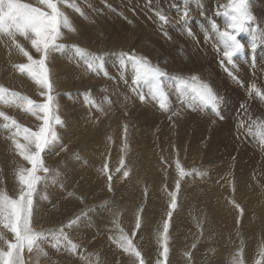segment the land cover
<instances>
[{
  "label": "bare ground",
  "instance_id": "6f19581e",
  "mask_svg": "<svg viewBox=\"0 0 264 264\" xmlns=\"http://www.w3.org/2000/svg\"><path fill=\"white\" fill-rule=\"evenodd\" d=\"M106 1L109 4L111 2V0L110 2L108 0ZM246 2L248 13L252 19L245 20L241 28L233 26V5L231 8L229 7V9H226L231 5V3H228L226 0H198L196 2L173 0V3H164L154 0V2L150 4L147 0L146 7L142 6L145 7L144 9L146 12L153 17L154 24L152 23L151 26L147 24L144 25V34L142 31L139 32V34L137 32L131 33L129 30L132 31L134 28L129 26L124 20L122 21L115 17L117 23H112L110 25L106 21H100V27L93 28L91 32H80L77 38L81 40L79 45H82L81 47L83 48L87 46L100 49L104 48L103 50L113 49L114 51L120 50L116 47H122V49L129 50L130 52L134 51L138 53V57L147 55L149 56L147 61L151 66L157 67L162 71L168 68L169 73L167 74L171 75V77L175 75L184 80L197 77L200 83L207 85L212 81L208 79H213L216 87L211 89L213 94L224 108L231 110L232 107H235L236 102L234 103L232 96L226 94L227 88H223L222 86L223 89L219 91L217 89L219 85L217 74L223 72L218 62H222V66L224 68L228 67L231 71L241 70L238 73L241 76L239 79H242L238 95H241L243 99H247L249 96L260 97L256 94V91L247 93L242 89V87L248 86V84H253L254 81L258 79L256 74L259 75L262 71L260 69L258 70L256 66H253L249 54L247 51L244 53L241 48L244 39H246L250 44L253 42H262L263 44L259 48L264 52V34H262V30L258 28L259 24L257 23L260 16H264V0H246ZM36 3L38 4V2ZM81 3L82 2L79 4ZM117 3L121 4L122 2L119 1ZM123 3L122 5H124ZM143 4H145V2ZM180 4H182V6H180ZM137 5L138 4H136V6ZM8 6L12 9L14 8L13 4L6 0L0 6V85L7 87V90L1 92L0 95H3L4 97H2L5 99H9V102L15 106V108H20V110L12 111L6 108L8 106L5 107L3 103L5 100L2 101L3 98H0V190L6 189L4 191H7L6 194L0 191V199L7 197L9 201H17L21 209V203L24 198H29L25 193L23 196L19 195L22 190L30 191V189L36 186H44L43 190H50L49 192L46 191L47 194H45V192L42 194L43 198L40 195H38L39 198L34 196L33 198L36 204L32 206L30 208L31 210L26 214L23 212V209L20 211L21 216L25 219L28 218L30 212L32 229L30 234L33 235L35 239L34 243L31 245V251L26 241L17 249L19 264H166L167 260H170L168 257V249H172L178 253L171 251L173 253L171 256L169 251L170 257L177 262V264H184L186 261H183L184 256L195 257V253L193 254L194 251L192 250L196 246L199 247L198 251H204V257H209L204 264L241 263L240 261H233L235 260L233 258L234 255H239L241 259H244V263L246 261L247 264H264L263 156L261 157L263 159L262 163H260L262 160L261 158L260 161L256 159L258 162L255 163V160H251V157L249 158L250 154L248 153L252 152H250V150H248L249 152L246 151L248 152V157L242 155L241 158L239 155L240 151L239 154L237 153L238 155H235L236 151L234 148L236 146H221L219 142L218 145H215L213 141H216L214 138L217 135L215 133L216 129L214 128V133L211 135L207 133V129H204L202 125L196 124L197 119L194 117V113H196L194 111L196 110H192L195 105H191L192 97L195 94L185 90L187 94L182 95L177 88L173 89L174 82L170 78L161 80V83L170 88V90L173 89L170 95L174 102L171 105L172 109L180 111L181 113L184 111L192 114L191 117L188 115L191 120H188V117L182 114L187 120H184L185 122L183 121L184 123H182L181 126L180 124L178 125L181 127V130L178 131L177 135H175L176 131L179 129L176 121L178 120L176 119L177 116H158L154 114V108L150 109L151 107L144 110V115L135 110V113L129 112L128 108L131 107L132 103L131 105L128 103L130 105L128 107L127 104L124 103H127V98L123 97L127 96L123 95V92L124 90H128L126 89L128 87L120 86L124 82H120V85L116 83L118 86H113L111 84L113 87H106L107 85L109 86L110 83L106 85L104 81H100L101 79L97 81L99 78L108 77V72L110 70L112 71L110 73L113 75L116 68L119 71L118 73L122 74V77L123 75L126 78L129 77L124 67L128 65L129 71L132 73V65H130V62L127 60H125L122 65L121 60L115 61L116 59L107 57V59L98 60L97 64L100 66L93 70L89 68L83 58L74 53H71L72 55L67 59L68 63H65L66 58L62 61L59 57L60 54L57 56V54H54L55 51L50 50V54L48 53L50 56L48 55L46 57L45 62V57L43 58L42 56L44 52L42 48L41 50L43 52H37L38 54L35 55L40 56V59L43 60L47 67L46 69H49V73H47L49 79H47L50 81L51 88L45 91V97H54L55 95L53 93L66 90L67 88L72 91V89H75L74 86L78 87L79 84L81 85V82L79 83L80 79H77L78 76L84 78L86 84H96L95 88L92 90L89 89V92L93 94V96L89 94L91 96L90 98V96L87 95L91 100L87 99L86 101L84 95L83 99L85 100H80L79 97L76 98L75 103L77 107L69 104V106L64 107L62 112L59 111L58 113H54L56 111H49L47 113L27 114L26 108L35 106L40 96L35 94V100L32 99L29 104L26 98L21 96L20 91L29 94L30 97L34 95L32 89L37 82L35 81L34 83L32 78L34 74H32V76L29 74L34 68L30 69L28 67V63L31 62H28L30 59L23 55L17 45H12V40H14V43L17 40L20 41L21 38L24 42L27 41L31 34V28L22 15L25 9H23L24 5L21 7L19 4V8L22 9L15 10L16 15L14 12L12 13V16L13 14L14 16L11 22H9V18H5ZM83 8H86V6ZM69 10L71 11V9ZM88 10H90V8ZM124 11L128 13L126 10H123V12ZM98 13L99 12H97V14ZM260 13L262 14L260 15ZM143 14H140L141 17ZM79 15L77 17H79ZM131 15L133 14L131 13ZM149 15L145 16L147 17ZM136 16L137 15H135V17ZM161 17H163V19H161ZM147 19H145V21ZM139 20L138 18L135 19V26L139 25ZM126 21L128 22V20ZM71 23L73 27L78 26V20H72ZM250 24L254 25V31L249 29ZM262 28L264 32L263 25ZM175 30H180L181 33H177ZM22 31L25 35H21ZM152 32H154L157 37L150 36ZM226 32L235 37L236 44L239 45V48L233 49L226 46V37L223 36V33ZM67 35L68 34H66V36ZM204 37H207V41L203 40ZM9 41H11V43ZM27 45L28 46H21L28 52L32 50V46L29 44ZM172 48H175V50L172 51ZM247 49L249 48L247 47L246 50ZM230 50H232V52ZM52 52H54V55L51 54ZM100 52L101 51H99V53ZM256 52L258 51L255 50V53ZM227 53H230V55H227ZM68 54L69 52H67L65 56H68ZM35 55L34 57H37ZM175 56H177V58ZM181 56L186 57L188 60H179L182 58ZM100 57H102V55ZM47 58H49L50 61H48ZM35 60L37 61V59ZM240 60L243 61L240 62ZM34 64L36 65V62H34ZM38 66L36 65V70ZM252 68L256 69L255 73H252ZM40 69L42 70L41 66ZM71 69H73V71H71ZM31 73H33V70ZM75 73L79 75L75 77ZM120 74L116 76L118 79H121ZM110 76L109 74V78H111ZM224 79L223 80L226 81V78ZM250 79L251 82L249 81ZM115 82L116 81H114V83ZM88 84L86 86H88ZM228 84L230 85V81ZM233 85L235 84L233 83L230 86ZM236 88L238 89V87ZM94 89L95 91L104 89V96L97 97L94 93ZM68 90H66V92ZM70 90L69 92H71ZM86 90H84V92H86ZM89 92L87 91L86 93ZM130 93H132V91ZM69 95H71V93H69ZM75 95H77L76 92ZM262 95H264V90H262ZM43 97L41 99H43ZM136 97L134 98L136 99ZM134 98H132L133 101L135 100ZM136 100L138 102V99ZM260 100L264 103V100ZM156 101H159V99ZM54 102L55 98L50 102V105ZM137 104L138 107L144 108V101ZM181 104L183 106L187 105L188 107L184 108ZM116 105H118V108L116 107L117 111L114 112V107ZM59 106H57V108ZM134 106L136 105L134 104ZM86 107L89 109L86 110ZM165 110L166 109L162 108V111ZM172 115H174V113ZM204 115L200 114V117ZM208 115L210 117V114ZM262 115H264V112ZM100 117L103 119L102 123L100 122L101 124L98 121ZM236 117V119L235 117H229L231 120L227 122L231 130H237L242 124L251 129L250 131L255 134H264V121L260 116L258 117H260L261 120L255 119V122L252 123L246 122V120L244 121L239 116ZM252 120L253 119H251V121ZM55 122L60 123L54 125L53 123ZM210 122H208V124ZM15 123L17 127L14 126ZM34 123H37V125H34ZM211 126H214V124ZM44 127L47 128L45 134L47 141L50 140L49 137H51L52 134H55L54 140H50L52 143L48 142L44 144L43 141H38V134ZM245 127L244 129H246ZM15 128L17 131L13 132ZM144 131L147 132L148 140H150V143L153 145L159 143L164 146L166 145L167 148L171 145L175 146L176 151L174 155H176L177 158H182H180V167L185 169L184 172L181 173L187 172L184 178L183 176L181 179L176 178V168L173 166L170 167V163L167 164V162H164V164H167L169 166L168 168H170L169 171L166 170L170 182L164 178L166 176L164 170L168 168L163 167L164 165L160 164L161 161H155L154 158L156 154L149 148L150 145L147 143L148 140L146 135H144ZM240 131L239 129V133ZM246 131L248 132V130ZM220 132L221 131H219V133ZM227 135L229 134L227 133ZM238 135L241 137L240 134ZM11 137H13V139H23L26 142L21 143L22 145L20 146L18 145L19 142L16 143L14 140H11V148L7 145L6 147L9 148L7 150L5 144L7 143V139ZM226 137L228 138V136ZM255 138L253 143L255 142ZM180 139L184 141L182 142ZM236 140H238V137ZM38 143L42 144V148H37ZM147 145H149V147ZM254 145L253 148H255ZM255 146V149H264V144ZM167 148L164 152L175 160L176 158L173 155L174 150H172L171 153ZM10 149L11 153H8ZM160 149L162 150L163 147H160L158 150ZM244 150H246V148ZM157 151L155 150V152ZM118 153L122 158L120 161H122L127 168L124 179L122 176L124 173H119L123 168L119 171L121 167L119 168L117 167L119 165H117L116 171H119L118 173L121 175L116 174L117 172L112 174V169L110 170V168L113 166H111L110 163L108 164L107 161L104 163L105 157L109 156L112 159L116 155L118 156ZM252 153L254 154V152ZM157 157H159V155ZM115 164L116 163H114V166ZM216 167H218V169L215 170ZM115 175H117L118 178L115 177ZM100 177H102V180ZM118 179L123 180H120V183L122 182L120 185H118ZM178 179L180 181L175 185ZM165 180L176 186L179 192L176 190L173 196L166 195L162 187L165 186L169 188L167 186L169 184L167 183V185H164ZM220 187L222 189H220ZM96 189H99L98 193L100 194L93 191H97ZM73 190L75 192H73ZM114 194L124 197V201H115L112 197V199L109 197ZM107 196L109 198L105 199ZM118 196L115 197L120 198ZM127 200H129L130 203H128L129 201L127 202ZM85 204H90L91 207L84 208V206H86ZM112 204L115 206H112ZM78 205L80 206L78 207ZM76 207L78 208L75 209ZM81 208L87 210H83V213H81V211H78ZM78 217H81L79 221V225L81 226L79 228L80 230L73 229L70 225L72 223L71 221L75 223ZM94 217L97 219L96 223L92 221ZM13 219L14 217L11 216L10 209L6 208L5 214L0 215V234L3 235V239L5 238V240L9 238L11 241L19 243L14 239L12 232V236L10 235L7 237V232H10L9 228L7 232L1 229V227H4L3 225L5 223L11 224ZM114 221L118 222L115 226L113 225L115 223ZM22 222L23 220L21 223ZM103 224L107 226L110 225V227H106ZM62 225L66 226L64 230L62 228L64 231L62 236L66 235V237L61 239L55 234V229H59L60 226L63 227ZM116 227H119V231H115ZM214 227L215 229L218 228L216 231H221L220 236L219 232L216 234L213 233ZM209 229L213 231L211 234L209 233ZM108 230L112 233H108ZM206 230L209 231L206 232ZM67 236L70 237V240L73 238L75 243H73V240L71 242ZM183 240L186 245L188 242V245H191V247L189 246V248H192L190 252L184 251L188 246L186 247V245H184L185 243L182 244V242H184ZM134 243L135 249H130ZM208 247L215 252H208L206 249ZM0 249H7V244L3 245L2 243ZM129 250L138 251L140 255L137 253L136 256V253H133L132 256L129 254ZM198 254L196 253V258L202 259V254Z\"/></svg>",
  "mask_w": 264,
  "mask_h": 264
},
{
  "label": "rangeland",
  "instance_id": "374dc122",
  "mask_svg": "<svg viewBox=\"0 0 264 264\" xmlns=\"http://www.w3.org/2000/svg\"><path fill=\"white\" fill-rule=\"evenodd\" d=\"M5 1V0H4ZM6 1H10L12 4H13V9L11 8V7H7V13H6V15H5V18H9V22H11L12 21V18H13V16H14V14L16 15V12H15V10H20V9H22V8H19L20 6L22 7L23 5V9L25 8V6H29V7H31V6H34V7H37V8H42L43 10H45V11H47V9L46 8H44V6L43 5H41L40 6V4L38 3H36V2H38V0H6ZM15 1V2H14ZM27 1V2H26ZM100 1V2H99ZM106 0H98V3H97V0H95V1H92V0H82V1H80V0H75V2H76V4H77V6L78 7H80V9L81 10H83V9H85V10H83L82 12L85 14H83L82 16L81 15H79L78 13H74L72 10L70 11L69 9H67V8H64L63 10L68 14V16H69V18H70V20L72 21V20H78V26L76 27H74L75 29H76V32H74V33H72V32H69L68 33V30L67 29H65V28H61L60 29V31H61V33H62V36L60 37V38H58V39H56V41H55V43H58V44H62V45H66V46H69V45H71V46H77V47H79V48H81V49H84L87 53L89 52L90 54H92V55H94V54H96V55H94V56H96V57H100L101 55H102V59H107V57L108 58H112V59H116L115 61H118V60H121V54L123 53V54H127L128 56H131V55H133V54H135L136 56H139V54L138 53H136V52H130L129 50H125V49H122V47H116L117 49H120V50H114L113 51V49H105V50H103V49H100V48H93V47H87L86 46V48H83V47H81L79 44V42L81 41V40H79L77 37L80 35V32H83V33H85V32H91L92 31V29L93 28H97V27H100V21H106L107 23H109L110 25L112 24V23H117V19L116 18H119V19H121L122 21L124 20V22H126V23H128V25L129 26H131V27H133L134 29L131 31V30H129L131 33H135V32H137L138 34H139V32H141L142 31V33L144 34V25H149V26H151L152 25V23L154 24V19H153V17H151L147 12H146V10L144 9L145 7H146V4H147V0H114V1H112L111 0V2H110V0H108L109 2H110V4L106 1ZM124 2V1H127V2H124L123 4L124 5H122V3L120 4V3H117V2ZM132 1V2H131ZM151 1V2H150ZM155 1H160V2H164V3H166V2H168V3H173V0H155ZM196 1H198V0H181V2H196ZM228 3H231V5L230 6H228L226 9H229V7L231 8V6L232 5H234L235 3H237L238 2V0H226ZM14 2V3H13ZM32 2V3H31ZM80 2H82L81 4H79ZM105 2V3H104ZM114 2V3H113ZM134 2V3H133ZM139 2V3H138ZM145 2V4H143V3ZM153 2H154V0H153ZM152 2V0H148V3L150 4V3H153ZM20 4V6H19V4ZM23 3V4H22ZM36 3V4H35ZM84 3V4H83ZM95 4V6H94V4ZM115 3H116V5H115ZM130 3V4H129ZM138 4L137 6H136V4ZM140 3H142L141 5H139ZM101 4H104V5H101ZM108 4H109V6H108ZM126 4V5H125ZM129 6H128V5ZM113 7H112V6ZM118 5H119V8H118ZM121 5V6H120ZM145 6V7H143V6ZM1 6V5H0ZM40 6V7H39ZM86 6V8H83V7H85ZM99 6V7H98ZM115 6V7H114ZM131 6V7H130ZM135 6V7H134ZM180 6H182V4H180ZM60 7H63L62 5L60 6ZM104 8V10H103V8ZM110 7V8H109ZM140 7V8H139ZM143 7V8H142ZM176 7V6H175ZM90 8V10H88ZM109 10H108V9ZM136 8V9H135ZM87 9V10H86ZM106 9V10H105ZM121 9H123V10H126L128 13H126L125 11L123 12V10H121ZM127 9H129V10H131V11H129V10H127ZM137 9H138V12H137ZM140 9V10H139ZM143 9H144V14H143ZM25 10V9H24ZM136 10V11H135ZM9 11V12H8ZM89 11H90V13H89ZM92 11V12H91ZM99 12L98 14H97V12ZM106 11V12H105ZM114 11V12H113ZM119 11H121V12H119ZM136 13H135V12ZM14 12V14H13V16H12V13ZM71 12H73V13H71ZM119 12V13H118ZM89 13V14H88ZM109 13H110V15H109ZM123 13H125V14H123ZM131 13L133 14V15H131ZM147 13V14H146ZM72 14V15H71ZM88 14V15H87ZM91 14V15H90ZM93 14V15H92ZM112 14H114V15H112ZM116 14V15H115ZM130 14V15H129ZM140 14H143L144 16L145 15H149V16H147L148 17V19H147V17L145 16V18H144V16L142 15V17H141V15ZM262 13H260V15H261ZM74 15V16H73ZM79 15V17H77ZM123 15H125V16H123ZM135 15H137L136 17H135ZM139 15V16H138ZM9 16V17H8ZM85 16V17H84ZM256 16V15H255ZM254 16V17H255ZM72 17V18H71ZM116 17V18H115ZM149 17H150V19H149ZM257 17V16H256ZM82 18V19H81ZM106 18V19H105ZM110 18V19H109ZM115 18V19H114ZM136 18H138V19H140L139 20V25L138 26H135V19ZM87 19V20H86ZM109 19V20H108ZM145 19H147L146 21H145ZM153 19V20H152ZM108 20V21H107ZM114 20V21H113ZM126 20H128V22L126 21ZM129 21H131V23H129ZM153 21V22H152ZM82 22V23H81ZM85 22V23H84ZM142 24H141V23ZM145 22V23H144ZM179 23H180V20H179ZM257 23L260 25H258V28L259 29H261L262 30V34H264V32H263V28H262V25L264 26V16L263 17H261L260 16V18H259V21H257ZM262 24V25H261ZM84 27H85V29H84ZM64 29V30H63ZM249 29H252L253 31H254V25L253 24H250L249 25ZM66 30V31H65ZM85 30V31H84ZM30 31H31V34L29 35V39L27 40V41H25L24 42V40L21 38V40H20V38H19V40L21 41H15V43H14V40H12L13 42H12V45H17V44H19V45H23V46H28L27 44H29V45H31V40H33V39H37V37L35 36L34 37V35H33V32H32V29H30ZM79 31V32H78ZM175 32H177V33H181L180 32V30H175ZM261 32V31H260ZM71 33V34H70ZM76 33V34H75ZM64 34V35H63ZM66 34H68L67 36H66ZM32 35V36H31ZM150 36H152V37H157V35H155V33L154 32H152V33H150ZM64 37V38H63ZM66 38V39H65ZM62 39V40H61ZM22 40H23V42H22ZM57 40H58V42H57ZM61 40V41H60ZM68 40V41H67ZM72 42H71V41ZM75 40V41H74ZM203 40H206L207 41V37H204L203 38ZM10 43H11V41H9ZM64 42V43H63ZM70 42H71V44H70ZM24 43H26V44H24ZM68 44V45H67ZM209 44V43H208ZM262 42H253L252 44H250V43H248L247 42V40L246 39H244V43L242 44V50H243V52L245 53L246 51H247V53L249 54V58H250V60L252 61V63H253V66L255 67L256 66V68L259 70H261L262 71V73L261 74H259V75H257L256 74V77L258 78V79H256L255 81H254V83L253 84H248V86H244V87H242V89L245 91V92H247V93H252V92H255L256 90H259V92L262 94V90H264V52L259 48V47H261L262 46ZM11 45V44H10ZM168 46H170L169 44H167ZM32 46V45H31ZM42 47H41V49L43 48V45H41ZM249 48V49H247L246 50V48ZM89 48H90V50H89ZM20 49V48H19ZM32 50H34V51H32V50H30V51H28V53L30 54V56H31V53L33 52L34 53V55L35 54H38V53H41V52H38L37 53V51L32 47L31 48ZM94 49V50H93ZM254 49V50H253ZM42 50H44V49H42ZM41 50V51H42ZM89 50V51H88ZM109 50V51H108ZM113 52H112V51ZM173 50H175V48H172V51ZM255 50H257L258 52H256L255 53ZM50 51V50H49ZM49 51L47 52V56L50 54L49 53ZM99 51H101L100 53H99ZM111 51V52H110ZM231 52H232V50H230ZM250 51V52H249ZM43 52V51H42ZM67 52H69V54H68V56H65L66 55V53ZM92 52H94V53H92ZM107 53V55H106V53ZM120 54H119V53ZM128 52V53H127ZM33 53H32V58L30 59V60H28V62H33V63H28L29 64V68L31 69V68H33L32 70H33V73H31L32 72V70H31V72L29 73L31 76H32V74H34V77L32 76V78H33V80H34V83H35V81L37 82V83H35V85H34V87H33V89H32V93L34 94V95H31V97L29 96V94H27V93H22V91H20V94H21V96H23V97H25L26 98V100L28 101V104H29V102H31V100L33 99V100H35V94L36 95H39L40 96V99H38L36 102V105L35 106H33V107H28V108H26V113L27 114H31V113H34V114H39V113H47V112H54V111H56V112H54V113H58L59 111H61L62 112V110L64 109V107H67V106H69V104L70 105H73V106H75V107H77V105H76V103H75V101H76V98L77 97H79L80 98V100H85L86 99V97H87V99L88 100H91L90 98H91V96L90 95H92L93 96V94H91L89 91L90 90H92L93 88H95V84L94 83H91V85H89L88 83V86H86L87 84L84 82L85 80H84V78H80V76H78L79 74H77V73H75V77L76 76H78V80L80 79V81H79V83L81 82V85L79 84L78 85V87L77 86H74L75 87V89H72V91L71 92H69V90H68V88L66 89V90H68L67 92H66V90H62V91H56L55 93H53L55 96H54V98H55V102L53 103V104H51L50 105V107L48 108V110L47 111H45V110H43L40 106L41 105H44V104H48L49 103V101H48V99H45V98H47V97H45L44 95H45V91L46 90H49L48 88H46V87H44L43 86V84L42 83H40V82H38V81H41L43 78V69L46 67L45 66V63L43 62V60L42 59H40V56H37V55H35V56H37V57H34V55H33ZM49 53V54H48ZM54 52H52L51 54L52 55H56L57 54V56L59 55V57L61 58V60L62 61H64L63 59H65L66 58V61H65V63H68L67 62V59H68V57H70L73 53L75 54V55H77L73 50H72V48L71 47H66L65 49H63V50H60V53H59V51H55V53L53 54ZM72 53V54H71ZM110 53V54H109ZM112 53V54H111ZM116 53V54H115ZM119 55H118V54ZM131 53V54H130ZM99 54H100V56H99ZM115 54V55H114ZM130 54V55H129ZM62 55H63V58H62ZM105 55V56H104ZM42 56H43V54H42ZM50 56V55H49ZM176 58H177V56H175ZM182 58L181 59H179V60H181V61H185V60H188L186 57H184V56H181ZM43 58H44V56H43ZM143 58L144 59H149V56H147V55H144L143 56ZM29 59V58H28ZM34 59V60H33ZM35 59H37V61L35 60ZM47 60L48 61H50V59L49 58H47ZM83 60H85V59H83ZM125 60H127L126 59V57H125ZM243 60H240V62H242ZM34 62H36V65L38 66L39 64V66L37 67V70H36V65L34 64ZM38 62V63H37ZM256 62V63H255ZM43 63V64H42ZM33 64V65H32ZM129 64V63H128ZM218 64L221 66V68H222V70H223V72H221V74L219 73V74H217V78H218V81H219V85H218V87H217V89H218V91L219 90H221V89H223L224 87H226L227 89H226V94H228L229 96H232V99L234 100V103L236 102V104H235V107L233 108H231V110L230 109H228V108H224L222 105H221V103L218 101L217 103H216V107H215V111L213 110V106H212V104H205V103H202L199 99H194V96L192 97V100H191V105L193 106V105H195V107H193V109L192 110H196V111H194V112H196V113H194V117L197 119V122H196V124H198V125H202V127L204 128V129H207V133H209V134H211L212 135V133H214V130H215V133L217 134L214 138L216 139V141H213L214 142V144L215 145H218V142L220 143L219 145H223V146H230V145H232L233 147H235L234 149H235V151H236V153H235V155H238L239 154V151H240V156H241V158H242V155L243 156H246V157H248L249 155L248 154H250V156H249V158L251 159V160H255L254 162L256 163V162H258V161H256V159H259V161L262 159V158H264V149H255L256 148V146L255 145H258V144H264V134L262 135L261 133L260 134H255L254 132H252V131H250L251 129H249L247 126L245 127L244 125H240L238 128H237V130L236 129H234V130H231V128H229L230 127V125L228 126V121H230L231 120V118L232 117H235V119L237 118L236 116H239L240 118H242L244 121L246 120V122H249V123H252V122H255V119L256 120H263L264 121V115H262V113L264 112V103H263V101H261L260 99V97H256V96H249L247 99L246 98H244L243 99V97L241 96V95H238L239 94V87H240V82H241V80L242 79H239V78H241V76L238 74L239 73V71H241V70H237V71H231V70H229V68L228 67H223L222 66V62H218ZM68 65V64H67ZM130 65H131V63H130ZM40 66H41V68H42V70L40 69ZM44 66V67H43ZM47 68V67H46ZM125 68V70L128 72V75H129V77H125L124 75H123V77H122V74H120V73H118L119 71H118V69L116 68L115 69V71L113 72V75H112V73H110V72H112L111 70L108 72V77H103V78H99V79H97V81L98 80H100V81H104V83H106V85L107 84H109V86L107 85L106 87H113V86H118V85H120L119 83L120 82H124L123 84H121L120 86H127L128 88H126V89H128V90H124V92H123V95H127V96H123V97H126L127 98V103L126 102H124L125 104H127V106L129 107L130 105H131V103H132V105H131V107L130 108H128V111L129 112H132V113H135V111H137V112H139V113H143V115H144V110H146V109H149L150 107V109H152V108H154L155 109V113L154 114H156V115H158V116H162V115H165V116H171V117H175V116H177L176 117V119H178V120H176L177 121V127L179 128L177 131H176V133H175V135H177V133H178V131H180L181 129V124L182 123H184L185 121L184 120H187L186 119V117H184V116H187L188 117V120L190 119L191 120V118H189V116L191 117V115L192 114H189L188 112H184V111H182V113L180 112V111H175V110H173L172 109V104L174 103L173 101H172V97L170 96L171 95V91L173 90V89H175V88H177L176 87V80H174V79H172L173 77H176L175 75H173L172 77H171V75H169V74H167L168 75V78H170V79H172V81L174 82V87H173V89L172 90H170V88H168V87H166V86H164L162 83H161V87H162V90H163V93H164V95L166 96V98H167V108H166V110L165 111H162V108L160 107V102L159 101H156L155 99H152V97H151V95H149V86H147V84L146 83H144V82H140L139 84H134L133 83V80H134V78H135V71H134V69H133V67L131 66V70H132V73H130V71H129V68H128V65L127 66H125L124 67ZM41 71H39V70ZM240 69H241V67H240ZM49 71V69L47 70V73H49L48 72ZM71 71H73V69H71ZM251 71H252V73H255L256 72V69L255 68H252L251 69ZM40 72V73H39ZM165 73H169V69L168 68H165V71H164ZM222 73H224V74H222ZM42 74V75H41ZM109 74L111 75L110 77L111 78H109ZM121 75V79H118L116 76L117 75ZM237 75V76H236ZM239 75V76H238ZM40 76V77H39ZM42 76V77H41ZM114 76H115V78H114ZM259 76V77H258ZM260 76H262V77H260ZM39 77V78H38ZM125 77V78H124ZM229 77V78H228ZM41 78V79H40ZM47 78L49 79V76L47 75ZM105 78V79H104ZM122 78H124V79H122ZM224 78H226V81H224L225 79ZM262 78V79H261ZM83 79V80H82ZM102 79H104V80H102ZM107 79V80H106ZM114 79V80H113ZM164 78L162 77L161 78V80H163ZM221 79V80H220ZM224 79V80H223ZM229 79V80H228ZM118 80V81H117ZM129 80H131V81H129ZM209 81H211L210 83H209V87L211 88V89H213V88H216L215 87V81L213 80V79H208ZM263 80V81H262ZM105 81H107V82H105ZM110 81V82H109ZM112 81H113V83H112ZM114 81H116L115 83H114ZM229 81H230V85H232L233 83L235 84V85H237V86H235V85H233V86H230L228 83H229ZM250 82H251V79L249 80ZM259 81V82H258ZM128 82V83H127ZM130 82V83H129ZM118 85H117V84ZM237 83V84H236ZM261 83V84H260ZM41 86H40V85ZM84 84V85H83ZM113 86H112V85ZM128 84V85H127ZM133 86H132V85ZM143 84V85H142ZM224 84V85H223ZM227 84V85H226ZM41 87H39V86ZM252 85H255V89L256 90H253L252 88H251V86ZM82 88H81V87ZM83 86H85V87H83ZM222 86H223V88H222ZM235 86V87H234ZM132 87V88H131ZM166 87V88H165ZM231 87V88H230ZM236 87H238V89L236 88ZM82 90H80V89ZM133 88H135V89H133ZM220 88V89H219ZM233 88H235V89H233ZM86 90V89H88V90H86V92L88 91L89 93H86V92H84V90ZM90 89V90H89ZM129 89H131V90H129ZM217 89H215V90H217ZM232 89V90H231ZM0 90H2V91H0V93L1 92H3V91H6L7 90V87L6 86H4V85H0ZM11 90V89H10ZM75 90V91H74ZM104 89H100L99 91H95V89H94V93H95V95L97 96V97H103L104 96V94H105V91H103ZM137 90V91H136ZM228 90V91H227ZM230 90V91H229ZM234 90H237V91H234ZM78 91V92H77ZM100 91H103V92H100ZM132 91V93H130V92ZM142 91H143V93H142ZM235 93H234V92ZM59 92V93H58ZM73 92V93H72ZM75 92H76V94L77 95H75ZM85 93V94H81V93ZM98 92V93H97ZM232 92V93H231ZM69 93H71V95H69ZM97 93V94H96ZM99 93H100V96H99ZM102 93V94H101ZM140 93H142L144 96H145V100H144V108H140V107H138V104L137 103H139V102H141V99H140V96H139V94ZM234 93V94H233ZM78 94H80V95H78ZM90 94V95H89ZM132 94V95H131ZM148 94V95H147ZM238 96H236V95ZM73 95H75V96H73ZM83 95H84V97H85V99H83L84 97H83ZM87 95H89L90 96V98L87 96ZM133 95H135V96H133ZM3 95H0V98H3L2 97ZM20 96V97H21ZM44 96V97H43ZM137 96V97H136ZM43 97V99H41ZM69 97V98H68ZM74 97H75V100H74ZM134 97H136V99H138V102H137V100L134 98ZM242 97V98H241ZM63 98V99H62ZM69 100V102H68V100ZM132 98H134L135 100L133 101V99ZM61 99V100H60ZM71 99V100H70ZM73 99V100H72ZM140 99V100H139ZM225 100H228L227 98H224ZM3 100H5V102H6V104H5V102L3 101ZM7 100V101H6ZM47 100V101H46ZM64 100V101H63ZM66 100V101H65ZM155 100V101H154ZM2 101H3V103H4V106L6 107V106H8V107H6V108H9L10 110H12V111H19L20 110V108H18V107H16L15 108V106H13L10 102H9V99H5V98H3L2 99ZM72 101V102H71ZM153 101H154V103H153ZM48 102V103H47ZM59 102V103H58ZM67 102V103H66ZM71 102V103H70ZM147 102V103H146ZM150 102V103H149ZM62 103V104H61ZM130 105H129V104ZM238 103H240V104H238ZM263 103V104H262ZM134 104L136 105V106H134ZM170 104V105H169ZM60 105V106H59ZM147 105V106H146ZM182 105V104H181ZM233 105V104H232ZM37 106V107H36ZM57 106H59L58 108H57ZM118 105H116L115 107H114V112H116L117 111V107ZM155 106V107H154ZM171 106V107H170ZM183 106V105H182ZM243 106V107H242ZM12 107V108H11ZM14 107V108H13ZM117 107V108H116ZM137 107V108H136ZM147 107V108H146ZM159 107V108H158ZM184 108H186V107H188L187 105H184L183 106ZM260 107V108H259ZM82 108V107H81ZM134 108V109H133ZM142 109V110H140V109ZM169 108V109H168ZM240 108V109H239ZM243 108V109H242ZM84 109V108H83ZM87 109H89L88 107H86V110ZM199 109V110H198ZM234 109H235V111H234ZM251 109V110H250ZM6 110V109H5ZM132 110V111H131ZM135 110V111H134ZM242 110V111H241ZM244 110V111H243ZM246 110V111H245ZM249 110H250V112H249ZM257 110V111H256ZM260 110V111H259ZM82 111H84V110H82ZM143 111V112H142ZM161 111V112H160ZM240 111H241V113H240ZM248 111V112H247ZM256 111V112H255ZM159 112V113H158ZM180 112V113H179ZM200 112V113H199ZM206 114H205V113ZM224 112H227V113H224ZM230 112V113H229ZM236 112H238V113H236ZM244 112V113H243ZM252 112V113H251ZM153 113V112H152ZM173 113H176V115H172ZM217 113H219V115H217ZM250 113H251V115H250ZM184 116H183V115ZM195 114H196V116H195ZM200 114L201 115H206V117H205V115L204 116H201L200 117ZM208 114H210V117H209V115ZM244 114V115H243ZM257 114V115H256ZM259 114V115H258ZM261 114V115H260ZM181 115V116H180ZM189 115V116H188ZM249 115V116H248ZM231 117V118H229V117ZM243 116V117H242ZM248 116V117H247ZM258 116H260L261 117V119H260V117H258ZM185 119H184V118ZM198 117V118H197ZM213 117V118H212ZM215 117V118H214ZM221 117H223V119H221ZM253 117V118H252ZM101 118V117H100ZM98 119V121H99V123L101 122L102 123V118L101 119ZM168 118H170V117H168ZM182 118V119H181ZM248 118V119H247ZM166 119V118H165ZM214 119V120H213ZM251 119H253L252 121H251ZM180 120V121H179ZM212 121V122H210V121ZM184 121V122H183ZM210 122L209 124H208V122ZM216 121V122H215ZM61 122V121H60ZM60 122H55V123H53L54 125H58V123H60ZM201 122V123H200ZM204 122V123H203ZM224 122V123H223ZM57 123V124H56ZM100 123V124H101ZM207 123V124H206ZM212 123V124H211ZM217 123V124H216ZM12 124H14V123H12ZM180 124V126H178ZM205 124H206V126H205ZM214 124V126H211V125H213ZM219 124V125H218ZM34 125H37V123H34ZM33 125V126H34ZM218 125V126H217ZM226 125V126H225ZM15 127H17V125H16V123H15V125H14ZM36 127V126H35ZM207 127V128H206ZM212 127V128H211ZM226 127V128H225ZM241 127H242V129H241ZM244 127L246 128V129H244ZM37 128V127H36ZM215 128V129H214ZM218 128H219V130H218ZM227 128H228V130H229V132H228V130H227ZM186 129H188V128H186ZM212 129V130H211ZM239 129L241 130L240 131V133H239ZM211 130V131H210ZM246 130H248V132L246 131ZM15 131H17L16 130V128H15V130L13 131V132H15ZM209 131V132H208ZM219 131H221L220 133H219ZM238 131V132H237ZM250 131V132H249ZM37 132V131H36ZM226 132V133H225ZM182 133V132H181ZM224 135H222V134ZM227 133L229 134V135H227ZM232 133V134H231ZM244 133H246V134H244ZM250 133V134H249ZM226 134V135H225ZM231 134V135H230ZM238 134H240V136L242 137H239V135ZM144 135H146V137H147V140L149 139L148 138V135H147V132L146 131H144ZM237 135V136H236ZM256 135V136H255ZM51 136V135H50ZM226 136H228V138L226 137ZM233 136V137H232ZM236 136V137H235ZM248 136H250V137H248ZM259 136V137H258ZM263 136V137H262ZM54 137H55V134H52V136L51 137H49L50 138V140L51 139H53L54 140ZM222 137V138H221ZM231 137H232V139H231ZM237 137H238V140H236L237 139ZM256 137V138H255ZM261 137H262V139H261ZM177 138L179 139V137L177 136ZM227 138V139H226ZM235 138V139H234ZM249 138V139H248ZM251 138V139H250ZM254 138H255V142L253 143V140H254ZM229 139V140H228ZM234 139V140H233ZM240 139V140H239ZM247 139H248V141H247ZM9 140V141H8ZM14 140L16 143L17 142H19L18 143V145H22L21 143H23V142H26V141H24L23 139L22 140H19V138L18 139H16V138H14L13 139V137H11L10 139L8 138L7 139V143L5 144V147L7 146V145H9L8 147L9 148H11V142ZM49 140V139H48ZM48 141V142H51V141ZM52 140V141H53ZM181 140V139H180ZM232 140H233V142H232ZM236 140V141H235ZM245 140V141H244ZM22 141V142H21ZM182 142L184 141V140H181ZM222 141V142H221ZM240 141V142H239ZM235 142H237V143H235ZM242 142V143H241ZM245 142V143H244ZM250 142V143H249ZM259 142V143H258ZM52 143V142H51ZM147 143H149V145H150V147H149V145H147L150 149H152L153 150V152L156 154V156H155V161L156 162H159V161H161V163L160 164H163L164 166L163 167H171V166H173L174 168H176L175 169V171H176V174H175V177L176 178H179V179H181L182 178V176H183V178L186 176V174H187V172L186 173H181V172H184V168H181L180 166H181V157H179V158H177V156L176 155H174L175 154V146H173V145H171L170 147H166V145L164 146V145H161V144H157V145H153V144H151L150 143V140H148V142ZM229 143V144H228ZM252 143V144H251ZM257 143V144H256ZM236 144V145H235ZM241 144V145H240ZM255 144V145H254ZM160 145V146H159ZM243 145V146H242ZM251 145H252V147H251ZM253 145H254V147L255 148H253ZM153 146V147H152ZM155 146H156V148H155ZM231 146V147H232ZM152 147V148H151ZM162 148L163 147V151L161 150H158L159 148ZM7 148V147H6ZM9 148H7V150L9 149ZM166 148H167V150L169 151H171V153H172V150H174L173 152V155L175 156V160L174 159H172L171 157H169L168 155H166V152H164V151H166ZM237 148H238V150H237ZM246 148V150H244ZM241 149H242V152H241ZM155 150L157 151V152H155ZM248 150H250V152L252 151V152H254V154L251 152V153H248L249 151ZM169 151V152H170ZM246 151H248V152H246ZM8 152V151H7ZM8 153H11V149L9 150V152ZM158 153V154H157ZM161 153H165V154H161ZM238 153V154H237ZM246 153V154H245ZM248 153V154H247ZM161 154V155H160ZM253 154V155H252ZM159 155V157H157ZM117 156V155H116ZM114 157V158H116L117 159V162H116V159H114V158H112L111 159V157H105L106 159H104V163H106V161L108 162V164L110 163V165L111 166H113L112 168H110V170L112 171V174H114V173H116V174H119V173H124V175L122 174V176H123V179H124V177H125V174L127 173V168L125 167V165H124V163L122 162V161H120V160H122V158L119 156V153H118V156L117 157ZM263 156V157H262ZM161 157V158H160ZM167 157V158H166ZM257 157H259V158H257ZM262 157V158H261ZM108 158V159H107ZM157 158V159H156ZM181 158V159H180ZM261 158V159H260ZM119 159V160H118ZM159 159H161V160H159ZM170 159V160H169ZM164 160V161H163ZM165 160H167V161H165ZM180 162H179V161ZM112 161H115V162H112ZM168 161H170V162H168ZM176 161H178V162H176ZM262 161H263V159L260 161V163H262ZM112 162V163H111ZM164 162L166 163L167 162V164H169V166L167 165V164H164ZM173 162V163H172ZM114 163H116L115 164V166H114ZM120 163H121V165H120ZM174 163H175V165H174ZM176 163H177V165H176ZM260 163H257V164H260ZM110 165H109V167H110ZM117 165H119V166H117ZM122 165H124V166H122ZM167 165V166H166ZM121 167L120 169H119V171L122 169L123 171H126V172H123L122 170L119 172V171H116L117 170V167ZM115 168V169H114ZM125 168V169H124ZM179 168V169H178ZM181 168V169H180ZM169 169L170 168H168V169H165L164 171H165V174L167 173L168 174V172H166V170H168L169 171ZM198 169H200V168H198ZM216 169H218V167H216L215 168V170ZM181 170V171H180ZM183 170V171H182ZM114 171V172H113ZM119 172V173H118ZM177 172H178V174H177ZM180 172V173H179ZM121 174H119V175H121ZM167 174H166V176H167ZM209 174V173H208ZM210 175V174H209ZM104 176V175H103ZM164 177L166 180H168V176L167 177ZM181 176V177H180ZM115 177H117L118 178V176L117 175H115ZM27 178H28V176H27ZM122 178V177H121ZM100 179L102 180V177H100ZM178 179V182H176L175 183V185H177L178 183H179V180ZM120 180H122V179H118V185H120L121 183H120ZM165 180V184L164 185H167V183L169 184V185H167L169 188H167V187H165V186H163L162 188H164L163 189V191H164V193L166 194V195H170V196H173V194L176 192V190H178L177 189V187L176 186H174L173 184H170L169 182H170V180H168V181H166ZM123 181V180H122ZM172 185V186H171ZM34 189V190H33ZM44 189V186H42V187H38V186H36V187H34V188H32V189H30V191H28V190H22L21 192H20V196H23L24 195V193L25 194H27L28 195V197L29 198H27V197H25L24 198V200H23V202L21 203V210L23 209V212L26 214L28 211H30L31 209V207L32 206H34L35 204H36V201H35V199L33 198L34 196H36V197H38L39 198V196L38 195H40L42 198H43V195L42 194H44V192H45V194H47V192H49L50 190H43ZM46 189H47V187H46ZM78 189V188H77ZM220 189H222L221 187H220ZM219 189V190H220ZM4 190H6V189H1L0 191H3L2 193L3 194H6L7 193V191H4ZM42 190V191H41ZM97 191H95V190H93L94 192H97L98 193V190L99 189H96ZM166 190V191H165ZM168 190V191H167ZM47 191V192H46ZM170 191V192H169ZM221 191V190H220ZM73 192H75L74 190H73ZM101 192V191H100ZM168 194H167V193ZM178 192H179V190H178ZM96 193V194H97ZM102 193V192H101ZM98 194H100V193H98ZM31 195H32V197H31ZM114 196V197H113ZM115 196H118L117 194H114V195H111V196H109L110 198L112 197L113 198V200H115V201H124V197H122L121 195H119L118 197H120V198H117V197H115ZM103 197V196H102ZM108 196L105 198V199H107V198H109ZM19 198H21V197H19ZM111 198V199H112ZM114 198H116V199H114ZM32 199V200H31ZM29 201H31V204H29ZM129 200H127V202H128ZM128 203H130V201L128 202ZM107 204V203H106ZM80 205H82V204H80ZM80 205H78V207L80 206ZM86 206H84V208L86 207H89L90 206V204H85ZM112 206H115L114 204H112ZM78 207H76L75 209H77ZM91 207V206H90ZM89 207V208H90ZM84 208H81V209H79L78 211H81V213H83V210L84 211H86L87 209H84ZM26 211V212H25ZM68 211V210H67ZM70 212V211H69ZM80 213V214H81ZM95 219V220H94ZM94 219L92 220L94 223H96L97 222V219L94 217ZM116 219H117V217H116ZM81 220V217L79 218L78 217V219H77V221H75V223H74V221H71L69 224L72 226V228L73 229H78V230H80L79 228L81 227L79 224V221ZM115 220V219H114ZM76 222H78V223H76ZM115 223L113 224V222H112V224L115 226V225H117L116 223H118L117 221H114ZM77 224V225H76ZM107 224V223H106ZM104 225V226H106V227H110V225ZM212 225V224H211ZM63 227H59V229H60V231H59V229H55V234L56 235H58V238H65L66 237V235H63L62 236V234H63V230H64V227L66 228V226H64V225H62ZM62 228H63V230H62ZM264 228V227H263ZM262 228V229H263ZM1 229L2 230H4L5 232H7V229L8 228H6V227H1ZM69 229H70V227H69ZM213 229V228H212ZM211 229V230H212ZM218 228H216L215 229V227H214V232L213 231H211L210 229V231L209 230H206V232H208L209 231V233L211 234L212 232L213 233H217V232H219V236L221 235V231L219 230V231H216ZM111 230V229H110ZM119 231V227H116L115 228V231ZM59 231V232H58ZM61 231H62V233H61ZM113 231V230H112ZM162 231H164V230H162ZM62 236H60L58 233ZM108 233H112L111 231H107ZM8 233V236L7 237H9L12 233H11V231L10 232H7ZM113 233H114V231H113ZM13 235V234H12ZM11 235V236H12ZM60 236V237H59ZM67 237H69V236H67ZM69 240H70V237L68 238ZM163 239V238H162ZM7 241H11V239H9V238H7L6 239ZM72 240H73V243H75L74 242V239L72 238ZM72 240H70L71 242H72ZM138 241V240H137ZM184 241V240H183ZM139 242V241H138ZM199 242V241H198ZM2 243H3V245H6L7 243H5V238L4 239H0V245H2ZM33 243H34V241H33ZM185 243V241L184 242H182V244H184ZM139 244V243H138ZM163 244V243H162ZM189 244V242L187 243V245H186V243L184 244V245H186V249H184V251H191L192 250V248H189V246L191 247V245H188ZM76 245V244H75ZM134 245H135V243L134 244H132V248H130V249H135V247H134ZM197 248V249H196ZM198 246H196L192 251H194L193 252V254L195 255V257H191V256H184V260L183 261H185V263L184 264H204V263H206L207 261V259L209 258V257H204V251L203 250H200V251H198ZM168 249V248H167ZM196 249V250H195ZM207 249V251L208 252H210V251H213V252H215L214 250H211L210 249V247H208V248H206ZM5 250H7V249H5ZM130 251V253L129 254H131L132 256H133V253L135 254L136 253V256H137V253H138V251H131V250H129ZM169 251H170V253H171V256L173 255V253L171 252V251H173V252H176V251H174V250H172V249H168V257H169V259L172 261H168L167 260V263L166 264H172L173 263V259L170 257V253H169ZM201 252V253H200ZM177 253V252H176ZM196 253L198 254V255H201L202 254V259H197L196 258ZM139 254V253H138ZM178 254V253H177ZM140 255V254H139ZM189 255V254H188ZM224 256V255H223ZM135 257V256H134ZM140 257V256H139ZM138 257V258H139ZM227 257V256H226ZM186 258V259H185ZM193 258V259H192ZM195 258V259H194ZM233 258L235 259V260H233V261H240L241 263H239V264H247V262L245 261V263H244V259H241V257H239V255H234L233 256ZM198 261H197V260ZM190 260V261H189ZM173 264H177V262H175L174 261V263Z\"/></svg>",
  "mask_w": 264,
  "mask_h": 264
},
{
  "label": "snow or ice",
  "instance_id": "6c2138e0",
  "mask_svg": "<svg viewBox=\"0 0 264 264\" xmlns=\"http://www.w3.org/2000/svg\"><path fill=\"white\" fill-rule=\"evenodd\" d=\"M51 2H55V0H51ZM4 3V0H0V5ZM39 3V0H38ZM44 8H46L48 11H51V9L48 8L46 4H41ZM34 9H37V7L34 6H25V10L23 11L22 15L26 19L29 26H32L35 30V36L40 41L41 44L45 45V62L47 57V52L49 50L52 51H60L65 49L66 47H71L72 50L81 58L85 59V62L88 64L90 69H95L96 67L100 66L97 64L98 60H102V57H96L90 53H87L84 49H81L77 46H66L62 44L55 43L56 39L53 38L51 33V25L48 22L42 21L38 15L37 12L34 11ZM42 11L41 7L39 8ZM233 12L234 15L232 16V22L233 26L236 28H241L243 25V22L245 20H250L252 17L248 13V7L246 0H238L237 3L233 5ZM54 20V17L52 18ZM163 19V17H161ZM223 36L226 37L225 43L226 46L230 48H239V45L236 44L235 37L232 35H229L227 32L223 33ZM227 55H230V53H227ZM125 57L128 62L131 63L134 71H135V78L133 80L134 84H139L140 82H144L149 86V94L151 95L152 99H159L160 107L163 109L167 108V98L163 93L162 87H161V78L169 79L167 73L162 71L161 69L157 67H153L149 64V62L144 59L143 57H138L135 54L128 56L127 54H121V64L123 65L125 62ZM172 79L176 80V85L178 91L181 92L182 95H186L187 91H190L194 93V99H199L202 103L205 104H212L213 110L215 111L217 98L213 94L212 90H210L206 84L200 83L197 77H191L190 80H184L180 79L178 77H173ZM43 84L44 87L48 88L50 90L51 84L50 81L47 79V69L46 67L43 69V79L41 81H38ZM251 88L253 90L255 89V85H252ZM256 94L258 96H261L262 94L259 92V90H256ZM141 101L143 102L145 100V96L140 93L139 94ZM49 103L41 105L40 107L47 111L50 107V102L54 99V97H47ZM87 101V97H86ZM243 107V106H242ZM219 115V113H217ZM46 131L47 128L44 127L41 129L40 133L38 134V141H43L44 144H47L48 141L46 139ZM37 145H42L41 143H38ZM42 148V147H40ZM10 209V214L12 217L13 213H16L19 215L21 209L20 204L15 201V204H13V201H9L7 199H0V209H2V213L0 215L5 214V209ZM10 225V224H9ZM21 245L19 243L9 241L7 243V250L0 249V264H19V256L17 253V249L20 248Z\"/></svg>",
  "mask_w": 264,
  "mask_h": 264
},
{
  "label": "clouds",
  "instance_id": "9594fccd",
  "mask_svg": "<svg viewBox=\"0 0 264 264\" xmlns=\"http://www.w3.org/2000/svg\"><path fill=\"white\" fill-rule=\"evenodd\" d=\"M39 3L46 4L51 11H42L41 9L37 8L34 9L35 12L38 13L40 19L42 21L48 22L51 25V33L54 39H58L62 36V33L60 29L63 27L67 29L69 32H76V29L73 27L71 20L68 16V14L63 10L64 8L71 9L72 11L83 15L82 10L77 6L75 0H55V2H51V0H39ZM63 7H60V6ZM54 17V20L52 19ZM131 23V21H129ZM32 29L33 35H35V30L32 28V26H29ZM21 35H25V33L22 31ZM32 47L37 51L41 52V44L38 39L31 40ZM17 47L20 48V51L23 53V55L27 56L29 59H31L30 54L24 50V48L17 44ZM45 45H43V56H46L45 52ZM207 85V84H206ZM207 87L211 90V88L207 85ZM259 95V94H258ZM260 98L264 100V95H261ZM175 115V113H174ZM223 119V117H221ZM42 147V145H37V148ZM3 199H8L7 197H4ZM13 204H15V201H13ZM29 204H31V201H29ZM0 213H2V209H0ZM14 219L11 222V224L5 223L3 226L6 228H9V230L13 233L14 239L19 242L20 245H22L23 242H27L29 245V250L31 251V245L35 239L33 235H31V219H30V212L28 218H23L21 216V213L17 215L16 213H13ZM23 222L21 223V221ZM0 239H3V235L0 234ZM9 241L5 240V243H8Z\"/></svg>",
  "mask_w": 264,
  "mask_h": 264
}]
</instances>
